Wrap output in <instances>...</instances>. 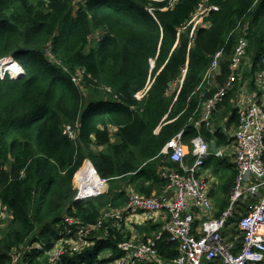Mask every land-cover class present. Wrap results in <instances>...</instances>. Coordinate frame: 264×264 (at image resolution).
<instances>
[{
	"label": "trees",
	"instance_id": "trees-1",
	"mask_svg": "<svg viewBox=\"0 0 264 264\" xmlns=\"http://www.w3.org/2000/svg\"><path fill=\"white\" fill-rule=\"evenodd\" d=\"M85 1L0 0V58L13 56L24 71L0 76V203L9 214L0 216V264L9 262L12 249L34 242L42 248L26 250L16 264H50L46 250L61 230L66 235L64 216L75 220L71 229L95 224L109 208L124 206L127 185L147 196L160 193L159 152L178 132L189 148L198 134L217 147L229 144L221 120L238 80L214 108V128L195 122L228 78L239 37L247 39L251 64L242 79L252 85L263 66L264 0H177L165 9V0ZM200 2L209 9L207 25L191 31ZM220 49L219 70L207 83L204 73ZM236 112L227 128L237 124ZM76 122L72 139L63 129ZM192 158L189 153L186 161ZM86 159L109 179V189L74 200L72 178ZM224 162L211 155L203 164L219 173L210 191L218 211L229 202L235 174ZM237 218L231 219L235 228ZM137 228L140 236L161 229L151 222ZM99 229L90 232V248L61 253L52 264H113L124 233L110 219ZM155 248L157 258L135 264H167L179 253L163 231Z\"/></svg>",
	"mask_w": 264,
	"mask_h": 264
},
{
	"label": "built area",
	"instance_id": "built-area-1",
	"mask_svg": "<svg viewBox=\"0 0 264 264\" xmlns=\"http://www.w3.org/2000/svg\"><path fill=\"white\" fill-rule=\"evenodd\" d=\"M167 6L172 7L177 0H166ZM165 7V8H166ZM208 8L203 2L191 16L194 31L196 24L208 15ZM246 41L239 38L234 45L229 59V76L220 87L213 92L202 108L198 123H205L212 129L213 104L220 101L231 89L236 80L240 79L241 65L246 59ZM222 49L217 50L204 73L203 81L210 83L219 70ZM249 66L251 64L249 63ZM19 73L21 71H18ZM182 78L180 79V82ZM257 91L248 100L244 91L238 98L236 112L238 121L232 132V163L235 177L227 207L219 216H213L215 204L210 196L211 181L200 173L204 161L211 155L220 157L223 150L213 154L209 143L198 134L190 140L191 147L182 142V133L171 137L161 148L159 154L163 156L157 168L159 178L165 180L162 192L149 196L140 194L125 186L127 201L120 208H109L104 215L92 225L75 227L69 225L75 222L72 216H64L66 235L59 232V239L50 250L49 262L52 264L61 253L70 251L80 253L93 242L89 235L92 230L100 227L106 217L116 219L118 229L125 238L118 243L121 255L113 264H134L141 260H154L157 256L155 242L162 232L140 236L136 232L132 237L127 236L123 222L139 213L146 215L159 212L164 221L162 231L166 232L169 240L177 243L179 253L169 264H203L204 260L219 259L222 264H264V56L263 66L254 77ZM148 86L136 94L141 98ZM109 90V89H107ZM250 100V101H249ZM79 123L66 125L63 133L69 138L76 136ZM192 155V162L186 161L188 153ZM171 162L174 165L167 164ZM108 178L100 176L89 160L74 173L72 184L75 188L74 200H86L108 192ZM1 218H7L8 208L0 203ZM239 215L236 224L241 232L240 244L236 236L228 228V221ZM197 219L200 221L197 222ZM197 222V223H196ZM80 223V222H78ZM196 223V225H195ZM227 232V235H224ZM42 248L40 243H32L12 249L10 261L16 264L24 251L30 248Z\"/></svg>",
	"mask_w": 264,
	"mask_h": 264
},
{
	"label": "crops",
	"instance_id": "crops-1",
	"mask_svg": "<svg viewBox=\"0 0 264 264\" xmlns=\"http://www.w3.org/2000/svg\"><path fill=\"white\" fill-rule=\"evenodd\" d=\"M244 65V64H243ZM246 66H249V62L247 63V65ZM245 67V66H244ZM243 66H242V68H241V72H242V74L240 75V79L238 80L239 82L237 83V86H236V88H235V91H234V97H233V99H232V102H231V107L229 108V110L227 111V114L223 117V119L221 120V122H222V132L224 133V131H223V127H225V128H227L225 125H226V123H228L229 122V120H230V117H231V110H232V108H234V109H238V106L239 105H236V103H237V100H238V98L239 97H241V93H242V91H244V93L246 94V99L245 100H248L249 98H251L252 97V95L257 91V87H256V84L255 83H253V81H254V78H253V80H252V85H250L249 84V81L247 80V79H242V76H243V73L245 72V70L243 69L244 68ZM139 93V92H138ZM250 101V100H249ZM205 103V102H204ZM204 105V104H203ZM233 105V106H232ZM202 108H203V106H202ZM201 112H202V109H201ZM201 114V113H200ZM238 118V117H237ZM235 123L233 124H231L230 123V125H229V127L227 128V129H229L228 130V136H229V138H227V140L229 141V144H227V145H222V146H224L226 149H227V157L229 158V160L227 161L226 160V157H225V155L223 154L222 156H220L219 158H224V160H225V162L223 163V165L225 164V165H227L228 167H231L232 169H234L235 170V168H234V165H233V163H232V149H233V144H232V132H233V130H234V128H235ZM212 128H214V124L212 123ZM190 153V152H189ZM188 153V154H189ZM191 154V153H190ZM188 156V155H187ZM187 156H186V158H187ZM214 157H216V156H214ZM217 158V157H216ZM162 163H164V161L162 160L161 161ZM188 162V161H187ZM192 162V161H191ZM167 164H169V165H171V166H173L174 164L173 163H171V162H167ZM159 165H161V163L159 164ZM159 165L157 166V168L159 167ZM157 168H156V173H157ZM200 173L201 174H203V176L205 177V178H207L209 181H211V187H210V191H211V189H215L216 188V186H218V183H219V173H218V171H214V168L213 167H206V168H203V166H202V169H201V171H200ZM157 175H158V173H157ZM159 177V176H158ZM234 177H235V174H234ZM234 177H233V180H232V186H233V182H234ZM161 179V178H160ZM164 180V179H163ZM165 181V180H164ZM165 184V183H164ZM231 186V187H232ZM164 187V186H163ZM163 189V188H162ZM119 191V190H118ZM231 191H232V189H231ZM162 192V190L160 191V193ZM107 193V192H106ZM154 193H156V192H154ZM103 194H105V193H103ZM156 194H159V193H156ZM211 196V195H210ZM213 199V198H212ZM213 202H214V200H213ZM214 204H215V202H214ZM228 205V204H227ZM227 207V206H226ZM225 207V208H226ZM224 208V209H225ZM223 209V210H224ZM222 211V210H221ZM221 211H218V209L216 208V206H215V211H213L214 213H213V216H219V214H220V212ZM238 216V218H237V220H236V224H237V222H238V219H239V215H236V216H234V217H232L231 219H233V218H236ZM107 219H110V220H113V222H114V225H115V227H116V230L117 231H119L120 232V229H118V222H117V220L116 219H113V218H111V217H106V220ZM231 219L228 221V228H229V230H232L233 232H234V235L236 236V242H237V244H240V239H241V232L237 229V226H236V228L234 227V223L233 222H231ZM163 221H164V219H163V217H162V215L159 213V212H157V213H152V214H149V215H146V214H144V213H139V214H136V215H134V217H132V218H130V219H126L125 218V220H124V222H123V227H124V230L125 231H127V236L129 237V238H131L132 237V233L133 232H136L137 234H138V226H141V225H143V224H145V223H147V222H151V223H158L159 225H160V231H158V232H162V227H163ZM200 220L199 219H197V222H199ZM132 222V226H130V227H128L126 224H129V225H131L130 223ZM196 222V223H197ZM196 223H195V225H196ZM104 228H105V230L104 231H107L108 229H107V227L106 226H104ZM97 230H100L99 228H97V229H95L94 231H97ZM92 232H93V230H92ZM164 232V231H163ZM238 232H240V235H239V233ZM152 234H154V233H152ZM152 234H150V235H152ZM167 234V233H166ZM58 235H59V233H58ZM105 235V232H103V235L101 234L100 235V237H105L104 236ZM145 235H147V234H145ZM144 235V236H145ZM224 235H227V232H224ZM61 237V236H60ZM60 237H58V239L60 238ZM141 237H143V236H141ZM89 238L91 239V235L89 236ZM95 238V236L92 238V239H94ZM138 238H139V234H138ZM58 239H56V240H54L55 242L58 240ZM34 243H37V242H34ZM177 244V243H176ZM41 245V244H40ZM42 246V245H41ZM93 246V245H92ZM91 246H89V247H87V248H85L84 249V251L86 250V249H88V248H90ZM177 247H178V245H177ZM34 248H37V247H34ZM31 249V248H30ZM28 250V249H27ZM11 252V251H10ZM66 252H68L67 254H70V255H72V254H75V253H73V252H70V251H66ZM82 252V251H81ZM25 253V251L22 253V255ZM47 255H49L50 254V251L49 252H47L46 253ZM22 255H21V257H22ZM178 255V254H177ZM50 256V255H49ZM9 257H10V254H9ZM215 260H219V259H215ZM10 261V260H9ZM142 261V260H141ZM171 261V260H170ZM170 261H168L167 262V264H169V262ZM205 261V260H204ZM204 261H203V264H204ZM222 263V262H221ZM135 264V263H134Z\"/></svg>",
	"mask_w": 264,
	"mask_h": 264
},
{
	"label": "bare ground",
	"instance_id": "bare-ground-1",
	"mask_svg": "<svg viewBox=\"0 0 264 264\" xmlns=\"http://www.w3.org/2000/svg\"><path fill=\"white\" fill-rule=\"evenodd\" d=\"M80 1V0H79ZM85 0H83V4H85ZM204 5V4H203ZM197 9H198V6H197V8L195 9V11L193 12V14H195V12L197 11ZM192 14V15H193ZM205 18V17H204ZM204 18L202 19V21L200 22V23H198V25H207V22L206 21H204ZM239 38H243L245 41H246V48H245V50H246V53H247V39L244 37V36H241V37H239ZM238 38V39H239ZM238 39H237V41H238ZM237 43V42H236ZM11 57V56H10ZM11 59H12V61L11 60H9V59H7L6 58V60H4V62H3V65L5 66V67H7V69L10 67V64H11V62H13L14 64H15V68L12 70V75L11 76H13L14 78H18V77H20L21 76V74L18 72V67L20 66V64L17 62V61H15L14 59V57L12 56L11 57ZM15 73V74H14ZM0 76H2V73L0 72ZM220 101H216L214 104H213V108H215L216 107V105L219 103ZM238 110V109H237ZM129 192V191H128ZM157 258V257H156Z\"/></svg>",
	"mask_w": 264,
	"mask_h": 264
},
{
	"label": "rangeland",
	"instance_id": "rangeland-1",
	"mask_svg": "<svg viewBox=\"0 0 264 264\" xmlns=\"http://www.w3.org/2000/svg\"><path fill=\"white\" fill-rule=\"evenodd\" d=\"M75 2L76 3H78L79 2V0H75ZM98 34H96V36H97ZM98 38V37H97ZM12 57V56H11ZM11 57L8 55V56H5V57H2V58H0V59H5V58H9V60H11L12 61V59H11ZM15 60V59H14ZM4 61V60H3ZM16 61V60H15ZM249 62V60H248V58L246 57V59L243 61V63H242V65L241 66H246L247 65V63ZM244 64V65H243ZM12 67H10L9 68V70H6V71H12ZM8 74H10L9 72H7ZM13 74V73H12ZM15 74V73H14ZM11 75V74H10ZM233 106V105H232ZM228 130L229 129H227V128H225V127H223V131H224V133L226 134V137L227 138H229V136H228ZM219 149H222L223 150V153H224V155H225V157H226V160L228 161L229 160V158L227 157V149L224 147V146H220V147H218ZM217 158H219V157H217ZM221 159H223V161H225L224 160V158H221ZM101 216H102V214L98 217V219H97V221L101 218ZM63 220H64V218H63ZM131 225H129V224H126L128 227H130V226H132V222L130 223Z\"/></svg>",
	"mask_w": 264,
	"mask_h": 264
},
{
	"label": "clouds",
	"instance_id": "clouds-1",
	"mask_svg": "<svg viewBox=\"0 0 264 264\" xmlns=\"http://www.w3.org/2000/svg\"><path fill=\"white\" fill-rule=\"evenodd\" d=\"M165 1H166V0H165ZM166 8H167V7H166ZM163 9H165V7H164ZM7 59H9V58H7ZM3 60H6V58H5V59H0V72L2 73V75H4V74L7 73V72H9V73L12 75V71H6V70H9L10 67H12V68L14 69V68H15V64H14L13 62H11L10 67L7 69V67H5V66L3 65V62H4ZM13 69H12V70H13ZM18 71H21V72H20L21 75L24 73V71H23V69H22L21 66L18 67ZM216 147H217V146H216ZM217 149H218V147H217Z\"/></svg>",
	"mask_w": 264,
	"mask_h": 264
},
{
	"label": "water",
	"instance_id": "water-1",
	"mask_svg": "<svg viewBox=\"0 0 264 264\" xmlns=\"http://www.w3.org/2000/svg\"><path fill=\"white\" fill-rule=\"evenodd\" d=\"M209 148L213 154L217 153L219 150L216 147L215 141L211 140L209 142Z\"/></svg>",
	"mask_w": 264,
	"mask_h": 264
}]
</instances>
